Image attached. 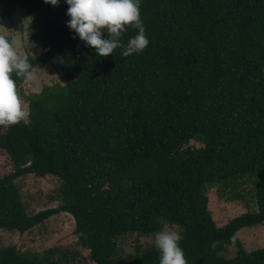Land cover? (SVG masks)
I'll use <instances>...</instances> for the list:
<instances>
[{
	"label": "trees",
	"instance_id": "16d2710c",
	"mask_svg": "<svg viewBox=\"0 0 264 264\" xmlns=\"http://www.w3.org/2000/svg\"><path fill=\"white\" fill-rule=\"evenodd\" d=\"M0 3L23 7L46 44L32 71L60 58L63 74L27 97V120L0 126L15 167L0 177V229L23 234L65 212L89 251L79 264H159L156 246L124 255L119 240L169 224L187 264H264V247L239 237L264 224V0H141L149 45L105 57L73 38L65 0ZM13 78L19 94L25 80ZM30 174L60 180L58 207L27 213L16 181ZM237 183L252 185L257 210L218 225L208 190ZM69 252L0 245V264H71L80 254Z\"/></svg>",
	"mask_w": 264,
	"mask_h": 264
},
{
	"label": "rangeland",
	"instance_id": "374dc122",
	"mask_svg": "<svg viewBox=\"0 0 264 264\" xmlns=\"http://www.w3.org/2000/svg\"><path fill=\"white\" fill-rule=\"evenodd\" d=\"M30 25L31 19L23 7L17 6L11 12L5 13V7L0 3V35L9 39L17 49L18 54L25 58L39 56L47 49L41 35L34 34L30 29ZM61 62L60 58H55L50 64L37 66L32 71L33 79L23 82L19 90V96L27 109L29 104L27 97L29 95L40 92L45 85L63 82ZM191 145L202 146L195 141H192ZM14 170L15 167L11 159L5 152L0 151V177L13 173ZM16 184L26 211L30 215L45 209L58 207L61 204L58 192L60 180L55 176L48 175L40 178L30 174L19 178ZM251 186L250 183L242 186L237 183L236 187L238 188L235 189L230 187L220 190L215 186L208 190L209 209L218 225L223 226L241 214L257 210L255 201L251 200L252 196L248 193V188ZM233 195L238 196L234 197V200H229L231 199L230 196ZM75 228L74 218L69 213L63 212L52 216L43 224L23 234L0 229V245L16 246L23 252L39 254H44L48 249L63 247L70 250L69 253L77 251L80 254L74 256L76 259L71 264L85 263L83 259L89 256V251L79 245ZM161 230H174L179 234L181 232L179 227L169 224H164ZM239 237L249 252L263 248L264 224L245 228L239 232ZM119 244L124 251V255L133 254L137 245H141L144 250L155 246L154 235H128L121 238ZM227 249L231 250V255L235 253L233 247H227Z\"/></svg>",
	"mask_w": 264,
	"mask_h": 264
},
{
	"label": "clouds",
	"instance_id": "9594fccd",
	"mask_svg": "<svg viewBox=\"0 0 264 264\" xmlns=\"http://www.w3.org/2000/svg\"><path fill=\"white\" fill-rule=\"evenodd\" d=\"M60 0H45L53 6ZM68 5L66 26L86 46L100 56H109L115 49L121 55L138 54L150 43L141 19V0H65ZM135 28L136 34L129 37L126 45L121 36L127 27ZM33 65L18 54L13 43L0 35V126L9 127L25 120L29 113L17 91L15 77L25 81L33 79ZM181 236L174 230L154 233V243L159 252V264H187Z\"/></svg>",
	"mask_w": 264,
	"mask_h": 264
}]
</instances>
